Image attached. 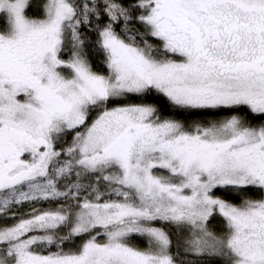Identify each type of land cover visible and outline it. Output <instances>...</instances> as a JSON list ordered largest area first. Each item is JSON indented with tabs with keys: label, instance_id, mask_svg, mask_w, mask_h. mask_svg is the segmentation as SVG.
<instances>
[{
	"label": "snow or ice",
	"instance_id": "1",
	"mask_svg": "<svg viewBox=\"0 0 264 264\" xmlns=\"http://www.w3.org/2000/svg\"><path fill=\"white\" fill-rule=\"evenodd\" d=\"M0 264H264V0H0Z\"/></svg>",
	"mask_w": 264,
	"mask_h": 264
},
{
	"label": "trees",
	"instance_id": "2",
	"mask_svg": "<svg viewBox=\"0 0 264 264\" xmlns=\"http://www.w3.org/2000/svg\"><path fill=\"white\" fill-rule=\"evenodd\" d=\"M213 226H214V227H219V225H218V224H214Z\"/></svg>",
	"mask_w": 264,
	"mask_h": 264
}]
</instances>
